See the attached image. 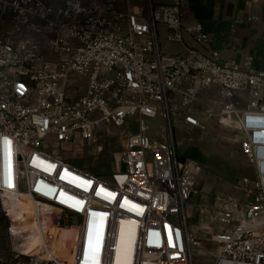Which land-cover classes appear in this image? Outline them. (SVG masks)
<instances>
[{"label":"built area","instance_id":"built-area-1","mask_svg":"<svg viewBox=\"0 0 264 264\" xmlns=\"http://www.w3.org/2000/svg\"><path fill=\"white\" fill-rule=\"evenodd\" d=\"M170 1L0 0V192H16L7 183L14 157L26 169L35 158L54 164L62 180L67 171L94 188L63 180L60 191L81 202L78 213L61 207L74 219L72 257L22 251L13 264H189L199 243L186 210L203 168L178 156L175 130L206 131L213 121L242 134L254 174L242 179L250 200L240 223L212 236L214 264H264V71L251 56L211 51L203 24L187 23L182 0ZM162 29L167 43L187 36L198 48L166 54ZM131 120L138 132L126 136L114 183L44 150L79 140L88 155Z\"/></svg>","mask_w":264,"mask_h":264},{"label":"rangeland","instance_id":"rangeland-1","mask_svg":"<svg viewBox=\"0 0 264 264\" xmlns=\"http://www.w3.org/2000/svg\"><path fill=\"white\" fill-rule=\"evenodd\" d=\"M169 45L164 48L166 54L177 55L180 45ZM152 125L156 129L158 124L153 122ZM137 132L135 120L123 128L110 127L98 144L100 149L96 147L94 152L91 148L88 155L79 140L62 146L47 143L44 150L114 183L126 136ZM175 140L181 160L190 158L203 168L186 210L190 231L199 243L189 264H214L220 247L212 242V236L237 226L250 200L248 189L241 184L243 178L253 179L254 176L241 148L244 137L235 128L213 121L206 131L178 127ZM21 182L23 191L29 193L30 181L26 177L21 178ZM73 222L68 212L49 201L27 200L0 192V264H13L16 254L22 251L43 254L47 249L60 259L69 257L76 239Z\"/></svg>","mask_w":264,"mask_h":264},{"label":"crops","instance_id":"crops-1","mask_svg":"<svg viewBox=\"0 0 264 264\" xmlns=\"http://www.w3.org/2000/svg\"><path fill=\"white\" fill-rule=\"evenodd\" d=\"M158 5L170 0H154ZM187 22H200L209 34L211 51L221 52L222 59L242 61L253 58L252 68L264 71V1L263 0H182ZM163 47H169L162 29ZM169 45V46H168ZM198 46L190 37L177 54ZM204 50L203 48H199ZM175 53V52H174Z\"/></svg>","mask_w":264,"mask_h":264},{"label":"bare ground","instance_id":"bare-ground-1","mask_svg":"<svg viewBox=\"0 0 264 264\" xmlns=\"http://www.w3.org/2000/svg\"><path fill=\"white\" fill-rule=\"evenodd\" d=\"M35 160L37 161V163L33 164L32 169H35V170L40 171V172L47 173L49 175H51V173H53V172H56V173L61 172L62 173V171L55 170V165L54 164L51 165L49 163L38 162V160H39L38 158H35ZM18 170H19V173H20V171H21V163H17L15 161V157H14V180H12L11 175H9L7 177V183L9 184L10 187H12L14 185V187H12V188H14L16 192L15 193H5V194H11V195H15V196H20V197H22L24 199H27V200H34L36 198H41V199L49 201V202L54 201V202H56V205L58 207L60 206V208L64 207L66 210L74 212V213L80 212V208L78 207L81 204L80 200L74 199V198L64 194V192L60 191V189H58V188H56V189L55 188H50L47 185V183L44 182V181L39 182L38 180H33L34 188H36V186H37L35 192H36V194L38 196H35L34 199H32L29 193H25L23 191L21 178H19V180H18V177H17V171ZM68 176H69L68 172L65 171V177L63 176V180L68 185H71L76 190L82 191L84 193H90V194L93 193L94 188L91 191H89L90 190V187H89L90 185H86V183H84L85 181H83V180L79 181L80 180L79 178L73 177V176H70L69 179H68ZM29 178H31V177H29ZM2 179H3V177L1 175V145H0V185L1 186H3ZM130 228H132L133 230L135 229V227L133 225H131ZM133 240H134L133 236L129 238V245H132ZM123 242H124V238L122 236V240H121V243H120L121 249H123ZM127 244L128 243H126V245ZM74 245H75V242H74ZM72 255H73V249H72L71 255L69 257H67V258L72 257Z\"/></svg>","mask_w":264,"mask_h":264}]
</instances>
